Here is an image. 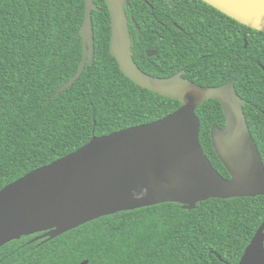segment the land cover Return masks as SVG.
Here are the masks:
<instances>
[{"label":"trees","instance_id":"16d2710c","mask_svg":"<svg viewBox=\"0 0 264 264\" xmlns=\"http://www.w3.org/2000/svg\"><path fill=\"white\" fill-rule=\"evenodd\" d=\"M94 2V61L57 95L83 59L85 0H0V191L94 137L181 107L124 75L110 52L106 1ZM126 13L144 72L168 78L184 70L200 86L236 78L264 162V33L201 0H129ZM196 115L204 152L230 178L211 141L212 127L225 126L221 104L210 99ZM263 222L264 196L209 199L193 210L165 203L102 217L48 241L33 242L43 233L24 236L0 248V264H239Z\"/></svg>","mask_w":264,"mask_h":264},{"label":"water","instance_id":"95a60500","mask_svg":"<svg viewBox=\"0 0 264 264\" xmlns=\"http://www.w3.org/2000/svg\"><path fill=\"white\" fill-rule=\"evenodd\" d=\"M105 1L111 17L110 52L120 70L138 86L179 100L181 107L155 122L94 137L77 151L4 187L0 191V248L39 233L43 235L33 242L48 241L102 217L165 203L193 210L209 199L264 196V163L248 126L246 102L235 89L236 79L202 87L180 73L170 78L145 73L133 57L126 13L129 0ZM201 1L264 33V0ZM85 3L83 59L57 95L94 61L93 11L99 8L94 0ZM209 99L220 102L226 118L224 128L213 126L211 139L230 178L214 168L200 144L196 109ZM239 264H264V222Z\"/></svg>","mask_w":264,"mask_h":264},{"label":"bare ground","instance_id":"6f19581e","mask_svg":"<svg viewBox=\"0 0 264 264\" xmlns=\"http://www.w3.org/2000/svg\"><path fill=\"white\" fill-rule=\"evenodd\" d=\"M95 3V2H94ZM100 10V9H99ZM230 18V17H229ZM234 20V19H233ZM236 21V20H235ZM264 67V66H263ZM141 69V68H140ZM143 71V70H142ZM146 73V72H145ZM148 74V73H147ZM150 75V74H149ZM153 76V75H152ZM182 76V75H181ZM156 77V76H155ZM173 77V76H172ZM160 78V77H159ZM168 78H170V77H168ZM234 79V78H233ZM236 79V78H235ZM236 82V81H235ZM194 83V82H193ZM196 84V83H195ZM198 85V84H197ZM202 87H217V86H202ZM144 89V88H143ZM235 89H236V87H235ZM147 90V89H146ZM157 94V93H156ZM162 96V95H161ZM240 96V95H239ZM165 97V96H164ZM241 97V96H240ZM242 98V97H241ZM171 99V98H170ZM243 99V98H242ZM210 100V99H209ZM214 100H216V99H214ZM208 101V100H207ZM218 101V100H217ZM246 102V101H245ZM205 103V102H204ZM203 103V104H204ZM220 103V102H219ZM246 104V103H245ZM201 106V105H200ZM222 106V105H221ZM223 109V108H222ZM197 110V109H196ZM223 113H224V111H223ZM200 120V119H199ZM201 124V123H200ZM225 124H226V118H225ZM225 127V126H224ZM223 127V128H224ZM213 128V127H212ZM221 128V127H220ZM200 130H201V128H200ZM211 141H212V139H211ZM201 144V143H200ZM202 146V145H201ZM212 146H213V144H212ZM214 148V147H213ZM215 150V149H214ZM206 154V153H205ZM207 156V155H206ZM209 159V158H208ZM210 160V159H209ZM211 162V161H210ZM264 163V162H263ZM213 165V164H212ZM215 168V167H214ZM216 169V168H215ZM226 169V168H225ZM217 170V169H216ZM218 171V170H217ZM229 174V173H228ZM224 177V176H223ZM226 178V177H225ZM258 197V196H257ZM198 205V204H197ZM183 206V205H182ZM186 209V208H185ZM189 210V209H188ZM85 261H87V260H85ZM84 262V261H83ZM81 264V263H80Z\"/></svg>","mask_w":264,"mask_h":264},{"label":"flooded vegetation","instance_id":"af4514ba","mask_svg":"<svg viewBox=\"0 0 264 264\" xmlns=\"http://www.w3.org/2000/svg\"><path fill=\"white\" fill-rule=\"evenodd\" d=\"M174 25V27H178L175 23L173 24ZM129 27H130V22H129ZM137 27V26H136ZM131 33V32H130ZM131 40H132V36H131ZM133 51V50H132ZM149 52H152V53H154V55L153 56H155L156 55V52H154V51H150V50H148L147 51V55L149 56V57H153V56H150L149 55ZM133 57H134V52H133ZM135 60V59H134ZM136 62V61H135ZM182 74V77H184L183 75H184V70H182V71H180V72H178V73H176L175 75H177V74ZM174 76V75H173ZM172 77V76H171ZM160 78H166V77H160ZM184 78H186V77H184ZM186 79H188V78H186ZM188 80H190V79H188ZM190 81H192V80H190ZM192 82H194V81H192Z\"/></svg>","mask_w":264,"mask_h":264}]
</instances>
